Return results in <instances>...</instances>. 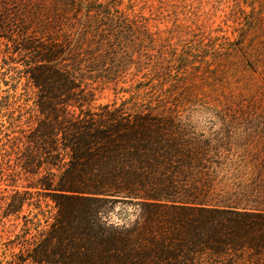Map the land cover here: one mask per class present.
Segmentation results:
<instances>
[{"label": "trees", "instance_id": "1", "mask_svg": "<svg viewBox=\"0 0 264 264\" xmlns=\"http://www.w3.org/2000/svg\"><path fill=\"white\" fill-rule=\"evenodd\" d=\"M66 6L31 8L17 30L0 23L2 62L12 73L0 97V182L10 188L4 199L13 214L35 206L45 218L25 217L27 260L194 264L203 254L248 251L264 264V210L221 200L247 196L217 190L211 164L225 159L170 119L92 106L90 84L114 82L134 49L140 65L155 34L115 0ZM18 63L22 69H11ZM133 201L143 212L133 228L104 221L101 204Z\"/></svg>", "mask_w": 264, "mask_h": 264}, {"label": "rangeland", "instance_id": "2", "mask_svg": "<svg viewBox=\"0 0 264 264\" xmlns=\"http://www.w3.org/2000/svg\"><path fill=\"white\" fill-rule=\"evenodd\" d=\"M115 1L123 10L133 9V19L134 13L139 15V25L154 33L156 41L144 44L148 54L140 65L133 63L138 57L134 49L128 68L114 82L90 84L92 106L111 105L172 120L178 133L205 143L212 155L225 159L224 164H211L217 190L247 195L221 200L264 210V0ZM66 2L0 0V23L17 30L27 10H63ZM27 23L33 27L32 21ZM135 36L133 48L138 42ZM4 49L3 45L0 97L7 89L3 80L12 82L10 67L2 62ZM20 63L11 69H22ZM3 120L0 115V125ZM9 189L0 182V264H31L21 251V236H26L21 230L25 217L43 222L45 218L35 206L13 214L4 199ZM99 207L112 227L133 228L143 214L134 201ZM44 210L48 217L52 209ZM28 239L26 243H32ZM194 264H263V260L244 251L221 257L199 255Z\"/></svg>", "mask_w": 264, "mask_h": 264}]
</instances>
